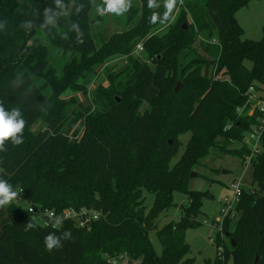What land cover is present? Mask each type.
Returning a JSON list of instances; mask_svg holds the SVG:
<instances>
[{
	"label": "trees",
	"instance_id": "1",
	"mask_svg": "<svg viewBox=\"0 0 264 264\" xmlns=\"http://www.w3.org/2000/svg\"><path fill=\"white\" fill-rule=\"evenodd\" d=\"M140 1L141 8L128 14L130 28L108 38L99 33V45L89 17L92 0H0V106L25 120L22 143L9 139L0 150V179L26 202L8 208L0 264H102L105 253L126 251L137 264H193L185 230L197 224L204 193L189 188L191 173L214 151L241 159L247 152L229 146L255 122L238 109L251 85L264 89V26L260 40L244 38L236 14L250 0H183L173 22L177 5L165 20L164 0L154 9ZM153 12L159 13L155 24ZM169 21L165 33L150 36ZM213 37L221 47L205 41ZM144 38L143 57H134ZM45 42L65 58L61 75L50 66ZM116 55H128L127 66L109 73V84L96 89L88 110L76 107L77 99H61L66 89H84L78 79ZM188 131L185 151L172 165L178 135ZM252 168L250 190L244 188L235 216L222 223L230 246L224 257L205 264H264V153ZM175 190L191 202L181 221L157 229ZM147 193L154 195L149 207ZM28 205L58 213L72 206L101 209L106 218L90 228L71 220L46 228ZM155 229L161 255L149 237ZM68 230L71 240L46 249L47 234Z\"/></svg>",
	"mask_w": 264,
	"mask_h": 264
},
{
	"label": "rangeland",
	"instance_id": "2",
	"mask_svg": "<svg viewBox=\"0 0 264 264\" xmlns=\"http://www.w3.org/2000/svg\"><path fill=\"white\" fill-rule=\"evenodd\" d=\"M93 8L90 11L89 17L93 25V37L100 45V37L104 35L108 38L114 33H119L130 28L126 22L128 14L134 8H141L140 0H132V7L123 15L117 16L107 14L101 16L97 13V6H102V0H92ZM182 5L180 0H177V9L172 17L171 22L175 21ZM236 17L244 28V38L252 40H260L263 36L264 26V0H250L249 3L238 10ZM167 23L161 24L150 33L151 35H162L168 30ZM99 33H103L101 36ZM146 40L144 38L143 42ZM139 42V43H140ZM50 50L49 60L50 66L56 68L58 74L61 75V68L65 63V58L57 53V50L45 42ZM131 54L134 57H143V51L139 54L132 50ZM48 54H46L47 56ZM128 55H116L109 58L104 64L100 65L94 73L87 74L83 78L78 79V85L83 87L81 90L66 89L61 95V99L71 100L77 99L76 107L83 112L89 109L94 92L99 86H107L109 84V73H118L128 64ZM251 67L252 63L247 62ZM180 88H181V81ZM177 82V83H178ZM177 85V84H176ZM49 91L46 95H49ZM38 125L37 128H39ZM35 128V129H37ZM81 136V135H80ZM80 136L77 138L79 139ZM191 137V132H185L178 135L181 142L178 152L172 159L171 164H175L185 151L186 145ZM171 139V143H172ZM232 149L240 148L239 141H232L229 146ZM192 171L198 173L192 177L189 183V188L196 191H201L204 194L200 198L199 211L194 220L197 221L195 226H190L185 230V238L190 246L189 257L193 258V264H205L207 261H214L218 257L219 249L230 246V239L224 232L221 233V210L225 206V202L234 199V190L232 183L234 180L243 177L242 186L246 191L250 190V185L253 180L252 166L246 167L241 157L226 152L214 151L202 159V165L193 168ZM154 201V195L147 193L146 204L151 206ZM191 200L187 193L181 190H175L173 193V205L169 207L158 220L157 229L167 225L168 223L181 221L182 215L185 213L184 208H187ZM25 201L21 198H15L10 204L0 207V236L3 234V226L10 221L9 206L12 204L25 205ZM183 206V207H182ZM150 232L149 237L152 246L157 255L162 254V242L156 230ZM115 253H105V261L102 264H107L108 259ZM117 254V253H116ZM133 257V256H132ZM134 258V257H133ZM133 261L131 264H135ZM130 264V263H125Z\"/></svg>",
	"mask_w": 264,
	"mask_h": 264
},
{
	"label": "built area",
	"instance_id": "3",
	"mask_svg": "<svg viewBox=\"0 0 264 264\" xmlns=\"http://www.w3.org/2000/svg\"><path fill=\"white\" fill-rule=\"evenodd\" d=\"M181 4L182 3L180 2V5ZM205 41L221 47L220 41L218 40L217 37H213L212 39H205ZM143 50H144V44L143 42H140L136 45L134 52L139 54ZM216 73H217V66H215L212 71V75L214 79L218 78V74ZM245 95L247 97V101L245 105H243L238 109V111L240 114H246L249 117H254L255 122L251 126V128L245 133L243 140L239 142L241 143V147H244L247 150V152L243 156L242 162L246 167H250L252 166L253 159L257 155L264 153V89L259 88L253 84L247 89ZM242 181H243V177L234 180L231 185L234 190V199L231 201L226 200L225 206L221 210V215H222L221 226L225 218H227L228 216H233V217L235 216L236 205L239 202V199L244 190L242 186ZM27 209L28 212L31 213L35 218H37L38 222L43 227L46 228H53L51 225L54 222V216H58V215L66 216L67 218L64 219V221L71 220L74 222L76 226L81 228H90L94 222L106 218V215L103 210L86 208V207H81V208H76L73 206L67 207L63 209L60 213H58L56 210L48 209V208L43 209L36 205H28ZM50 213L53 215L50 216L49 215ZM218 254L224 257V248L221 247L219 249ZM133 261H135L134 262L135 264L139 262V260L133 258L132 255L126 251L111 256L108 259L107 264H125V263L131 264Z\"/></svg>",
	"mask_w": 264,
	"mask_h": 264
},
{
	"label": "clouds",
	"instance_id": "4",
	"mask_svg": "<svg viewBox=\"0 0 264 264\" xmlns=\"http://www.w3.org/2000/svg\"><path fill=\"white\" fill-rule=\"evenodd\" d=\"M182 3V0H180ZM102 6H97V13L101 16L114 14L123 15L132 7V0H102ZM177 5V0H164V19L168 20L172 17V11ZM159 7L157 0H148V8L154 9ZM159 17V13L153 12L150 17V23L155 24ZM25 128V120L20 118V112L13 110L10 114L0 106V150H2L4 142L11 139L14 144H21V136ZM17 197V192L12 191L11 185L4 179H0V207L10 204ZM50 216L53 214H49ZM67 217L64 215L54 216L53 228H58ZM34 223H29L28 227L33 228ZM61 239H72L70 230L64 231L61 235L51 232L44 237V244L47 250L60 248Z\"/></svg>",
	"mask_w": 264,
	"mask_h": 264
},
{
	"label": "water",
	"instance_id": "5",
	"mask_svg": "<svg viewBox=\"0 0 264 264\" xmlns=\"http://www.w3.org/2000/svg\"><path fill=\"white\" fill-rule=\"evenodd\" d=\"M179 89H180V82H178L177 83V85H176V87H175V91H179ZM119 101H120V99H118ZM170 142H171V140H169ZM197 175V173L195 172V171H193L192 173H191V177H194V176H196ZM183 207V206H182ZM229 234L227 233V236H228ZM233 246H235V242L233 241V244H232ZM259 261V255H257L256 256V259H255V262L257 263Z\"/></svg>",
	"mask_w": 264,
	"mask_h": 264
}]
</instances>
